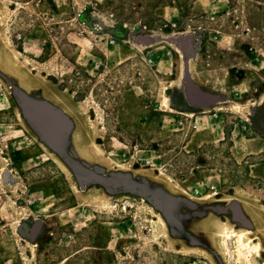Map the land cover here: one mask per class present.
<instances>
[{"label":"rangeland","instance_id":"374dc122","mask_svg":"<svg viewBox=\"0 0 264 264\" xmlns=\"http://www.w3.org/2000/svg\"><path fill=\"white\" fill-rule=\"evenodd\" d=\"M210 1L0 0V264H238L229 232H245L264 264V0L206 11ZM189 25L195 57L173 38ZM133 30L154 42L91 51ZM213 30L253 39L223 50ZM190 77L209 95L188 83L185 98ZM21 93L83 96L66 155L84 175L95 165L129 174L153 197L82 187L38 143Z\"/></svg>","mask_w":264,"mask_h":264},{"label":"water","instance_id":"95a60500","mask_svg":"<svg viewBox=\"0 0 264 264\" xmlns=\"http://www.w3.org/2000/svg\"><path fill=\"white\" fill-rule=\"evenodd\" d=\"M21 95L28 100L29 104L35 110L25 112L23 115L29 121L31 127L35 130L40 139L47 144L73 171L79 184L84 187L91 182H97L102 185L109 193L116 194L119 191L138 194L151 198L150 192L144 185H136L132 182L129 174L115 173L110 178H102V170L98 168L95 171H89L85 175L77 170L71 157L66 155L65 144L71 131V122L64 114L49 102L43 99L30 97L24 93ZM145 183V182H144ZM146 184V183H145ZM153 197V196H152Z\"/></svg>","mask_w":264,"mask_h":264},{"label":"crops","instance_id":"0c3cea01","mask_svg":"<svg viewBox=\"0 0 264 264\" xmlns=\"http://www.w3.org/2000/svg\"><path fill=\"white\" fill-rule=\"evenodd\" d=\"M201 0H198V2H200ZM229 2V0H211L209 2V7H211V9H205L206 11H214V9L218 6H226V3ZM217 3V4H216ZM225 3V4H224ZM189 28L185 29L184 30V33H179V34H173V38L177 37V40L179 42V39L182 38L184 39V44L186 42L187 45H189L191 47V51H193V56L192 57H195L199 54H201V51H198L196 50L195 48V40H197V36L195 34H199V30L197 29H193L190 25L188 26ZM214 33H210V36L211 38H213L215 41L213 43V46L216 47V44H217V47L219 48V46L221 45H224L226 47H223V50H231L230 47L233 45V47L236 45V37H239L241 38L242 40H246L247 37H250V33H246V32H243V33H239L238 35H232V34H227L226 32H223V31H220V30H213ZM147 36V39L142 42V43H139V44H134V43H131V39L129 37V34H127V38L125 39H121V38H118V43L116 46H109L108 43L106 42V44H104L103 47H97V49H94V50H91L92 52L95 51V52H103V54H105L104 56H106L107 52L110 51L111 49H117L119 46H120V41H123L125 44H131V46H134V45H143V44H147V43H153L154 42V37L151 36V35H146ZM203 36H205L204 34H202V38ZM190 39V40H188ZM250 39H253V37H250ZM156 40V39H155ZM228 40H234V44L231 45V42L228 41ZM188 42V43H187ZM230 44L231 46L229 47ZM228 45V46H227ZM246 46H244L245 48ZM94 53V52H93ZM91 54L94 56V54ZM202 54L203 53V48H202ZM184 55H186L184 53ZM95 57V56H94ZM187 57V60H185V63L183 65V70H185L187 67L189 68V71L191 70L190 68H192V57L190 58L188 55H186ZM210 57V56H209ZM149 60H151V63L153 62V58L150 57ZM105 63L107 64V62L105 61ZM92 68V69H91ZM95 70H94V69ZM97 70V67L94 66V64H91L90 62L88 63V72L91 76H94V72ZM191 78V77H190ZM188 83H192L193 85H195L199 90H201L202 92H204L205 94H208L206 93L203 89H201L197 83H195V81H193V79L191 78L189 81H187L185 84H184V92H185V98H189L190 99V96L188 95L187 91H188ZM209 95V94H208ZM81 98H83V96H80ZM40 99V98H39ZM44 101H47L49 102L52 106H54L55 108H57L58 110H60L62 112V114H64L66 116V118L71 122V131L69 133V136H76V135H79L81 132H80V120L82 119V113L79 112V109H80V104L82 102H80V100H77L76 99V96H72V99H67V102L70 103V106L68 105V103L64 100H61L59 99L58 101H49L48 99H43ZM191 100V99H190ZM91 115L88 116V118H90ZM36 138H37V141L38 143L43 146L44 145V142L40 139V137L37 135V134H33ZM44 147V146H43ZM121 150V149H119ZM117 151L118 153V156L120 155V151ZM56 155V157L58 159H61V157L55 153V152H52ZM65 166H67L66 164H64ZM95 169L98 168L99 170H102L101 172V176L102 178H110L112 177V174H115V173H120L119 171H116V172H108V170L103 167V166H93ZM115 167L117 168H123L124 165L115 161ZM70 172V170H68ZM42 221V219H41ZM28 226V225H27Z\"/></svg>","mask_w":264,"mask_h":264},{"label":"bare ground","instance_id":"6f19581e","mask_svg":"<svg viewBox=\"0 0 264 264\" xmlns=\"http://www.w3.org/2000/svg\"><path fill=\"white\" fill-rule=\"evenodd\" d=\"M179 40H183V39L180 38ZM189 48L190 46L187 45L185 42L184 52L187 53L190 50ZM198 100L199 101L202 100L200 96H198ZM221 237H222L223 244L227 246V250L232 252L234 256L238 259L237 260L238 264H241L242 262L245 264H255V261L253 260H254V253L257 250V248L253 247V244L251 243L250 239L248 238L245 232L244 233H235V232L224 233L223 235H221ZM234 239H235V243H234L235 246L233 247V251H232V249L230 248V242L233 241Z\"/></svg>","mask_w":264,"mask_h":264},{"label":"built area","instance_id":"2783aa9c","mask_svg":"<svg viewBox=\"0 0 264 264\" xmlns=\"http://www.w3.org/2000/svg\"><path fill=\"white\" fill-rule=\"evenodd\" d=\"M129 37H130V41L131 43L134 44H139L144 42L147 39L146 34H144V32H137V31H131L129 33ZM109 46H116L118 43V38L115 39H110L107 41ZM149 63H151V60H149ZM143 164H145L146 166H149L153 171L158 172L161 175H165V172H167V167L164 164H161L157 159L153 158V157H145V158H139ZM196 193H199V191H195ZM128 206H130L129 203H127V205H125L123 208L126 209ZM41 227V223H35L33 225V227L31 228H27L28 230H31L34 234H36L38 232V230Z\"/></svg>","mask_w":264,"mask_h":264},{"label":"flooded vegetation","instance_id":"af4514ba","mask_svg":"<svg viewBox=\"0 0 264 264\" xmlns=\"http://www.w3.org/2000/svg\"><path fill=\"white\" fill-rule=\"evenodd\" d=\"M78 98H80V97H78ZM228 210L230 211L231 216H233L234 218L241 219V220L243 219L242 217H240L241 216V209L239 208V205L237 203L229 204V206H227V211ZM33 236H35V235H33Z\"/></svg>","mask_w":264,"mask_h":264}]
</instances>
